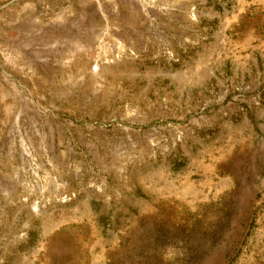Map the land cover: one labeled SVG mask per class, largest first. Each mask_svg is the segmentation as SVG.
Listing matches in <instances>:
<instances>
[{
    "label": "rangeland",
    "instance_id": "374dc122",
    "mask_svg": "<svg viewBox=\"0 0 264 264\" xmlns=\"http://www.w3.org/2000/svg\"><path fill=\"white\" fill-rule=\"evenodd\" d=\"M0 264H264V0H0Z\"/></svg>",
    "mask_w": 264,
    "mask_h": 264
}]
</instances>
